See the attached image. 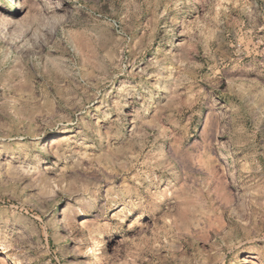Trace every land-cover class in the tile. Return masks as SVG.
Returning <instances> with one entry per match:
<instances>
[{"label":"rangeland","instance_id":"rangeland-1","mask_svg":"<svg viewBox=\"0 0 264 264\" xmlns=\"http://www.w3.org/2000/svg\"><path fill=\"white\" fill-rule=\"evenodd\" d=\"M0 264H264V0H0Z\"/></svg>","mask_w":264,"mask_h":264},{"label":"bare ground","instance_id":"bare-ground-1","mask_svg":"<svg viewBox=\"0 0 264 264\" xmlns=\"http://www.w3.org/2000/svg\"><path fill=\"white\" fill-rule=\"evenodd\" d=\"M5 16V15H4ZM59 140H55L53 142H51V144H55L57 143ZM83 256H89V258L92 256L91 250L88 246V242H85V251L83 253Z\"/></svg>","mask_w":264,"mask_h":264}]
</instances>
